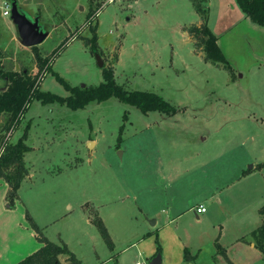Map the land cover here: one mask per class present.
Instances as JSON below:
<instances>
[{"label": "rangeland", "instance_id": "1", "mask_svg": "<svg viewBox=\"0 0 264 264\" xmlns=\"http://www.w3.org/2000/svg\"><path fill=\"white\" fill-rule=\"evenodd\" d=\"M1 4L2 12L10 9L8 0ZM17 5H24L20 11L34 15L27 16L31 21L38 18L48 33L36 46L49 66L40 78V92L65 99L72 95L67 87L95 88L103 82L105 67L125 91L155 95L173 112L142 113L114 97L77 108L32 100L21 123L5 135L15 143L29 125L24 163L30 177L14 206L6 204L5 210L15 215L7 224L6 216H0V240L16 249L11 257L22 248L11 243L20 237L16 228L23 222L31 228L28 214L38 233L65 244L81 264H149L134 255L135 248L119 254L118 240L111 253V235L134 228L132 235L138 236L139 223H145L137 201L149 202L141 194L145 188L161 191L154 174L163 170L171 176L164 184L165 203L153 211L158 219L172 204L180 207L175 212H185L202 203L208 212L200 221L192 210L167 225L160 221L156 228L162 233H153L145 243L156 249L159 244L171 257L181 243V254L187 248L198 264H213L215 242L239 260L233 243L250 239L253 217L261 221L254 205L260 198L264 205V28L251 22L235 0H207L205 23L230 72L222 63L206 62L201 41L189 36L188 28L203 22L190 0H17ZM3 16L0 66L34 77L39 70L34 52L17 42L10 15ZM6 82L0 79V91ZM149 171L152 175L146 176ZM242 172H248L249 180L238 179ZM219 204L222 211L215 208ZM87 217L102 221L112 246L93 223L85 224ZM32 231L36 236L37 230ZM254 264H264L263 256Z\"/></svg>", "mask_w": 264, "mask_h": 264}, {"label": "trees", "instance_id": "2", "mask_svg": "<svg viewBox=\"0 0 264 264\" xmlns=\"http://www.w3.org/2000/svg\"><path fill=\"white\" fill-rule=\"evenodd\" d=\"M16 2L17 0H8ZM196 13L203 21L200 26H191L187 32L190 37L200 40L202 51L204 52V59L214 65L223 64L225 69L231 72V68L225 60L223 53L217 45V39L211 33L206 25L207 9L205 3L207 0H190ZM244 15L249 20L259 27L264 28V0H235ZM93 33L92 49L95 48L96 28H90ZM196 46L197 43H196ZM36 58V63L39 66L38 73L31 77L28 71H5L0 66V79L6 80L4 90L0 91V120L4 116L5 123L0 129L1 133H5L0 139V180H3L9 187L5 200L8 208H12L17 199V193L22 181L29 175L28 168L24 163V156L29 152L30 148L27 146V134L29 125L21 137L12 143L7 139V134L10 135L15 128L21 123L24 114L29 107L32 100H37L43 104L49 102H59L60 104H67L68 107L77 108L82 107L90 100L103 101L108 98H116L119 101L125 102L129 105L136 106L142 113L149 111H159L164 114L173 112V109L159 97L140 92H127L122 87L116 85L113 72L111 69L102 68L103 82L95 88L73 89L67 87L71 92L68 98H60L48 93H42L39 90V81L45 72V68H49L48 60L44 59L36 47L31 48ZM75 95V96H74ZM76 97V98H75ZM6 135V136H5ZM248 173V172H247ZM246 174V173H245ZM259 215L263 219L261 225L250 233V239L241 241L253 242L264 259V205L258 210ZM27 220L30 222L32 230H37L36 240L40 247L30 255L26 256L17 264H62L60 257H66L69 264H81L75 256L69 251L65 244H55L48 241L31 221L27 214ZM91 222L97 227L102 238L110 246V238L104 227L102 221L95 217ZM217 254L225 257L224 250L220 245H216ZM160 251V245L157 246V252ZM195 256H191L188 249H184V260H195Z\"/></svg>", "mask_w": 264, "mask_h": 264}, {"label": "crops", "instance_id": "3", "mask_svg": "<svg viewBox=\"0 0 264 264\" xmlns=\"http://www.w3.org/2000/svg\"><path fill=\"white\" fill-rule=\"evenodd\" d=\"M0 1L3 4L7 0H0ZM19 7L22 10L25 8L24 5H19ZM0 13H1V16L4 18L3 14H2L3 12H2L1 6H0ZM27 16H30V15H27ZM31 16H34V15H31ZM5 24H6V26H8L9 23L5 22ZM2 89L4 90V86L2 87ZM3 90H1V91H3ZM92 145H94V143ZM254 167L255 166H252L251 169L249 170V172L250 173L252 172V174L255 171ZM152 173L153 172L149 171L145 175L149 176V175H152ZM163 173H165V172L163 170H161V172H157V174H154V177H156L154 179V181H156L160 184L159 188H161V191H159V189L155 188L154 186L153 187L151 186L148 189L145 188V190L142 191L141 194H145V196H148L149 202H143V199L140 202L137 201L138 212L141 216H143V222L145 223V226L143 224L139 223L137 229L138 230L141 229V231L139 232V234L136 238H134L132 235L134 228L131 229L130 231H128L125 228L126 231H123V232L121 231L120 235L116 234V236L114 234H113L114 236H112L111 233L109 232L112 239H113V242H114V245H113L114 248H113V250H111L113 252H111V253L115 254V250L117 248L116 247V241L118 240L122 244L120 246V248L117 249L119 254L124 253L125 251L127 252L128 250H133L135 248L136 254H134V255L137 258H141V259L143 258L145 261L149 262V264L154 263L157 255H160L161 261L159 264H198L197 259H196L197 256H195V255L190 254L191 256L196 257L195 260H191V261H185L184 260V254H181V249H182L181 243L176 244L177 250H176V256L175 257H171V255L169 253L164 252V251L157 252L156 247H154L153 245H150L148 243H145L146 240H149L150 236L153 233H157V234H158V232H160V234L162 233L158 228H156L158 223H160V221H162V223H165V225H167L166 223H171L175 219H179L181 216L185 215L186 213L191 212L190 210H192V213L194 214V219H196L197 221H200L202 219L201 215L206 214L208 212V209L202 203L197 205L196 207H192L190 210L185 211V212H182V211L181 212H175V211H180L179 210L180 207H179V209H177L176 208L177 206H174V204H172V206H170L171 210L169 208V210L167 212L162 211V217H161V219H158L157 216H155V214L153 213V211H156V209L159 206V203H161V205L163 203H165V198L167 196V189L165 188L164 184L167 182L168 177L171 176L167 172H166V174H163ZM28 176L30 177V175H28ZM246 177H247V173L244 174V172H242V175L240 177H238V179H240V180H242V182H244L246 180H249V178H250V177H248V178H246ZM23 182H24V180L22 181L18 192L21 190ZM255 185H258V183H255ZM0 187L2 189V191L0 193V216H6L7 219L5 220V223L7 224L8 218L10 216L15 215V214H14V211L5 210V207H6L5 195L9 189L8 185L3 180H0ZM255 188H256V186H254V189ZM155 190H157V191H155ZM212 199H213V197H209L210 202H212ZM20 201L22 202V200H20ZM252 204H253V202H252ZM260 205L261 206L263 205L262 198H260L256 202L253 210H256V209L259 210L261 207ZM200 206H202L206 209L205 213H198L196 211L197 208ZM218 206L220 207V209L217 207H215V208L222 211L223 204L221 206L219 204ZM15 207H16V205H15ZM23 208H24V206L19 207L20 212L23 211ZM144 217H145V219H144ZM91 220L92 219L87 217L86 219H84L85 224L87 226H91L92 225ZM10 221H11V219L9 220V223H10ZM20 221L23 222L22 218H20ZM262 221H263L262 218H261V221L259 222L258 218L256 216L253 217V220H252L253 223L251 222V225L249 226V233H251L257 227H259L260 226L259 223H261ZM29 229H31V228L26 227L24 222H23V224H21V226H18L16 228V232H17L18 236H20V237H17L14 241H11V243H13V245L18 244L19 246H22V248L16 252L15 257H11V256L14 254L16 249L12 248L10 250L7 247V244H5V245L3 244L5 239L0 240V264H13L16 261V259H21L24 256H26L30 253H33L35 250H37L40 247V244L35 239L34 232L32 231V229L31 230H29ZM0 236H3V226L2 225H0ZM85 236H87V238H89L90 241L95 240L94 236H91V235L89 236L88 234H86ZM140 236H143V238H140ZM217 244L220 245V243L214 242L215 246ZM233 244H235V248L242 255V257L241 256L239 257V260L233 254H231V251L228 248H224L223 246L220 245V247L225 252V257L218 255L217 251L214 248L215 252L213 253V255L211 257V262L213 264H254L255 260H259L260 257H262L260 251L255 248V244L253 242L248 243L247 241H241L240 238L239 239L237 238ZM113 258H114V255L111 258H107L106 261L111 262V261H113ZM60 261L62 264H69V262H67L66 257H62V258L60 257ZM138 262L141 264H145L142 260H141V262L139 260H134L133 264L138 263Z\"/></svg>", "mask_w": 264, "mask_h": 264}, {"label": "water", "instance_id": "4", "mask_svg": "<svg viewBox=\"0 0 264 264\" xmlns=\"http://www.w3.org/2000/svg\"><path fill=\"white\" fill-rule=\"evenodd\" d=\"M10 20L17 31V42L25 48H33L42 44L48 37V33L39 24L38 18L31 21L26 14L20 11L16 2L10 4ZM98 66L102 68L103 63L96 57ZM160 255H157L153 264L160 263Z\"/></svg>", "mask_w": 264, "mask_h": 264}, {"label": "built area", "instance_id": "5", "mask_svg": "<svg viewBox=\"0 0 264 264\" xmlns=\"http://www.w3.org/2000/svg\"><path fill=\"white\" fill-rule=\"evenodd\" d=\"M109 2H112V0H109ZM3 15H5V16H8V15H10V9H9V7H7L6 9H5V11H3ZM198 213H205L206 212V209L204 208V207H202V206H200V207H198L197 208V210H196ZM135 264H141V263H135Z\"/></svg>", "mask_w": 264, "mask_h": 264}]
</instances>
